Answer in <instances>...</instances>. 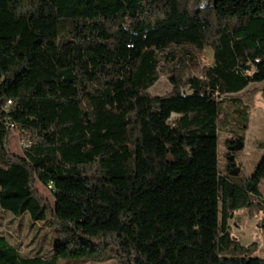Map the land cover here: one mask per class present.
Instances as JSON below:
<instances>
[{
    "label": "trees",
    "instance_id": "obj_1",
    "mask_svg": "<svg viewBox=\"0 0 264 264\" xmlns=\"http://www.w3.org/2000/svg\"><path fill=\"white\" fill-rule=\"evenodd\" d=\"M206 1L0 0V209L54 231L49 256L0 233V264H264L228 225L255 209L264 229V153L240 182L218 168L222 113L264 82V0Z\"/></svg>",
    "mask_w": 264,
    "mask_h": 264
},
{
    "label": "rangeland",
    "instance_id": "obj_2",
    "mask_svg": "<svg viewBox=\"0 0 264 264\" xmlns=\"http://www.w3.org/2000/svg\"><path fill=\"white\" fill-rule=\"evenodd\" d=\"M208 3L202 0L201 4ZM165 53L160 54L158 81L149 89L154 95L167 93L170 88L169 67L170 61L164 59ZM198 66L188 76L203 77L205 68L211 63V53L205 50L198 53ZM264 82L251 83L239 94L234 95L237 109L234 115L224 113L221 115L218 136V168L222 174H228L227 151L230 140L242 138L243 148L236 151L234 162L236 164V182L240 178L249 177L262 154L264 153V106L263 97ZM225 103H229L227 99ZM223 117V120H222ZM231 130V131H230ZM28 135L18 129L10 130L9 149L16 155H23L22 143ZM231 173V172H230ZM234 173V172H233ZM231 173V174H233ZM234 175V174H233ZM35 187L39 194L44 197L52 206L54 198L51 188L44 186L38 181ZM259 190L264 199V179L259 185ZM12 218V219H11ZM263 213L254 210L240 209L233 213L228 220L232 237L241 245H254L251 256L264 258V229ZM0 233L6 235L8 241L15 244L21 254L49 256L53 248L54 231L41 222H33L28 214L21 217L14 216L10 212L0 210ZM232 253V252H231ZM63 264H119L114 258L104 261H87L84 263L64 261Z\"/></svg>",
    "mask_w": 264,
    "mask_h": 264
},
{
    "label": "water",
    "instance_id": "obj_3",
    "mask_svg": "<svg viewBox=\"0 0 264 264\" xmlns=\"http://www.w3.org/2000/svg\"><path fill=\"white\" fill-rule=\"evenodd\" d=\"M262 97H263V99H264V92H263V94H262ZM242 148H243V141H242L241 139H237V140L233 141V142L228 146V151H229V152H236V151H238V150H240V149H242ZM233 159H234V156H230V157H228V161H230V162H232ZM232 173H233V172H232ZM233 174L235 175V174H237V172H236V173H233Z\"/></svg>",
    "mask_w": 264,
    "mask_h": 264
},
{
    "label": "built area",
    "instance_id": "obj_4",
    "mask_svg": "<svg viewBox=\"0 0 264 264\" xmlns=\"http://www.w3.org/2000/svg\"><path fill=\"white\" fill-rule=\"evenodd\" d=\"M10 104H11V102L10 103H6L5 107L6 108L9 107ZM8 129H9V131L17 129V125L15 123L9 122L8 123ZM30 144H31V141L28 138H26V140H24L23 143H22V148L25 149V148L29 147Z\"/></svg>",
    "mask_w": 264,
    "mask_h": 264
},
{
    "label": "flooded vegetation",
    "instance_id": "obj_5",
    "mask_svg": "<svg viewBox=\"0 0 264 264\" xmlns=\"http://www.w3.org/2000/svg\"><path fill=\"white\" fill-rule=\"evenodd\" d=\"M229 145H230V144H229ZM229 145H228V146H229ZM235 153H236V152H229V151H227V158L230 157V156H234ZM235 168H236V164H235V162L230 163V165H227V169L230 170L231 173H232V172H234V173L237 172V169H235ZM235 175H236V174H235Z\"/></svg>",
    "mask_w": 264,
    "mask_h": 264
},
{
    "label": "crops",
    "instance_id": "obj_6",
    "mask_svg": "<svg viewBox=\"0 0 264 264\" xmlns=\"http://www.w3.org/2000/svg\"><path fill=\"white\" fill-rule=\"evenodd\" d=\"M1 210V209H0ZM2 211V210H1ZM4 212V211H3ZM6 213V212H5ZM12 219V218H11Z\"/></svg>",
    "mask_w": 264,
    "mask_h": 264
}]
</instances>
